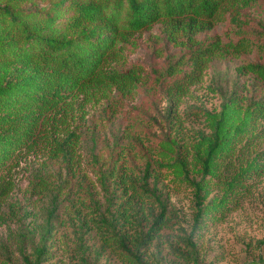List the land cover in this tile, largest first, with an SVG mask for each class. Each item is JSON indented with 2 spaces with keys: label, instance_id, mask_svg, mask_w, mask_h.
Here are the masks:
<instances>
[{
  "label": "trees",
  "instance_id": "1",
  "mask_svg": "<svg viewBox=\"0 0 264 264\" xmlns=\"http://www.w3.org/2000/svg\"><path fill=\"white\" fill-rule=\"evenodd\" d=\"M251 8L264 11V0H51L45 6L38 0H0V170L24 150L42 152L40 158L44 159L29 182L32 195L51 196L56 204L63 191V185H59L63 171L67 181L82 179L81 188L93 205L81 204L94 207L96 216L91 221L100 229L109 225L94 194L98 186L107 189L108 183H112L113 197L124 198L119 210L127 224L134 222L131 211L136 206L147 218L146 200L155 198L162 210L152 220L147 218L151 221L148 230L133 239L125 233L119 243L129 262L145 264L140 248L151 244L163 228L170 226L156 186H149V179L156 176L157 168L163 164L151 154L153 146L148 142L154 136L145 125L131 124L125 131L126 144H116L109 163L99 156L92 159L98 183H91L92 179L88 181L82 173L80 153L90 109L107 102L105 108L111 120L125 100L149 80L140 65L126 67L125 46L133 43L136 33L161 22L167 41L184 50L171 54L164 69L153 71L154 83L174 76L183 65L189 66L169 89L176 100L199 81L211 62L254 52L264 56V25L263 31L247 26L253 20ZM228 12L225 41L209 36ZM246 67L257 73L258 81L264 84V60L247 59ZM239 102L234 93L224 109L232 105L241 111L246 106L244 124L256 126L264 116V100L246 105ZM233 120L232 116L220 115L212 132L204 135L198 145L201 150L196 161L203 177L200 182H193L198 199L193 231L207 223L205 217H223L230 210L228 202L233 199L207 205L202 202L211 186L210 181L203 182L206 176L217 183L228 182L224 168L229 166L230 159H225L236 154L245 134ZM139 159L145 160L143 175L136 165ZM177 160L186 167V160ZM51 163L60 168L52 169ZM245 170L233 183L245 184L237 179L262 169L259 161L254 160ZM15 187L12 176L0 173V210ZM18 212L11 203L9 213L13 216L0 213V218L5 222V218ZM45 249L38 246L37 258L26 256L27 264H40Z\"/></svg>",
  "mask_w": 264,
  "mask_h": 264
},
{
  "label": "rangeland",
  "instance_id": "2",
  "mask_svg": "<svg viewBox=\"0 0 264 264\" xmlns=\"http://www.w3.org/2000/svg\"><path fill=\"white\" fill-rule=\"evenodd\" d=\"M50 1L38 0L42 6ZM249 14L253 18L247 23L249 29L263 31L264 11L251 8ZM225 17L216 23L209 36L225 41L229 12ZM162 27L161 22L136 33L133 43L125 46L126 67L140 65L150 76L149 80L125 100L111 120L105 108L107 102L90 109L80 149L82 173L97 185L92 159L99 156L101 161L109 163L116 144H126V129L135 122L145 125L154 136L148 142L153 146V159L163 163L157 168L156 176L149 179V186H156L166 207L165 216L170 221V226L163 228L151 244L140 248L145 264H264V116L256 126H245L246 106L241 111L232 105L224 109L234 93L242 105L264 100V84L258 81L257 73L246 67L247 59L256 62L264 60V56L254 52L215 60L204 70L199 81L190 85L176 100L169 89L189 66L183 65L174 76H165L154 83L153 71L164 69L171 54L184 50L167 41ZM222 114L232 116L234 125H241L245 134L238 143L236 154L225 159H230L227 161L229 166L224 168L227 184L206 176L203 182L210 181L211 186L202 204L233 200L228 202L230 210L225 216L205 217L207 223L193 231L198 206L193 182H200L203 177L196 161L201 150L198 145L204 135L212 132ZM42 156L40 151L24 150L9 159L0 170L1 174L12 176L16 181V187L0 213L10 216L11 203L15 211H19L16 216L5 218V222L0 218V264H27L26 256L32 260L37 258L38 246L46 247L40 264H134L122 252L120 240L125 233L132 239L140 238L151 225L147 218L152 220L161 212L159 202L155 198L146 200L147 218L141 215L137 206L133 208L134 222L127 224L119 210L124 198L113 197L112 183H108L107 189L98 186L94 194L109 225L100 229L91 221L96 216L94 207L81 204L93 205L86 190L81 188L82 179L67 181L63 171L59 177L63 191L56 204L52 203L51 196L38 198L32 195L29 182L40 168ZM179 158L187 161L185 168L177 160ZM144 159L136 162L141 175ZM254 160L259 161L261 172L249 171L237 179L245 184L233 183ZM51 167L56 170L60 165L51 163Z\"/></svg>",
  "mask_w": 264,
  "mask_h": 264
}]
</instances>
